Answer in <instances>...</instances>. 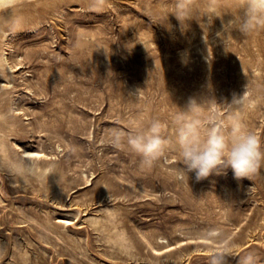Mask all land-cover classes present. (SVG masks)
<instances>
[{
  "label": "rangeland",
  "instance_id": "374dc122",
  "mask_svg": "<svg viewBox=\"0 0 264 264\" xmlns=\"http://www.w3.org/2000/svg\"><path fill=\"white\" fill-rule=\"evenodd\" d=\"M173 4L14 3L24 27L0 42L13 65L0 76V264H207L229 245L264 264V164L250 179L181 180L175 151L146 167L109 142L152 120L171 138L193 98L227 123L223 104L243 95L264 142V31L227 32L228 14L182 29ZM22 148L45 155L31 164Z\"/></svg>",
  "mask_w": 264,
  "mask_h": 264
},
{
  "label": "clouds",
  "instance_id": "9594fccd",
  "mask_svg": "<svg viewBox=\"0 0 264 264\" xmlns=\"http://www.w3.org/2000/svg\"><path fill=\"white\" fill-rule=\"evenodd\" d=\"M13 9V0H0V14L6 18L0 23V32L6 29L9 35H14L23 29L24 21L14 15ZM170 13L182 29L192 20L207 28L215 18L223 20L228 14L230 18L224 24L227 32L238 30L248 36L264 31V0H174ZM170 13L166 14L167 18ZM7 71H10L8 62L0 55V76ZM247 99L243 95L223 104L232 113L227 123H223L215 111L205 115L203 109L207 100L198 103L193 98L174 114L171 138L167 137L165 126L159 120H152L146 126L133 125L126 136L114 131L109 142L117 149L135 153L146 167L154 165L167 151H175L177 163L184 165L177 170L181 180H188L190 172H195L196 179L200 180L227 168L232 169L237 179H250L264 164V142L242 119L241 113L248 107ZM207 235L216 238L220 234L208 232ZM228 256H238V264H258L255 251L241 255L230 245L212 249L207 264H227Z\"/></svg>",
  "mask_w": 264,
  "mask_h": 264
},
{
  "label": "bare ground",
  "instance_id": "6f19581e",
  "mask_svg": "<svg viewBox=\"0 0 264 264\" xmlns=\"http://www.w3.org/2000/svg\"><path fill=\"white\" fill-rule=\"evenodd\" d=\"M23 2V1H27V0H13V3H20V2ZM14 8H15V6H14ZM13 12H14V15L15 14H20L19 13V11L18 10H13ZM2 16H4L3 14H0V18L2 17ZM7 35H8V33H7V30H4V31H2V32H0V42L1 43H3V45L4 44H7ZM0 55H3L4 56V58L7 60V56L5 55V52H3V50L1 49L0 50ZM8 65H9V68L11 69L12 68V66L13 65H11V64H9L8 63ZM13 69V68H12ZM9 82V81H8ZM8 82H6V83H4V85H6L7 86V83ZM9 84V83H8ZM2 115V114H1ZM0 115V116H1ZM3 118V115H2V117L0 118V119H2ZM2 121V120H1ZM9 121H11V119L9 120ZM8 123V122H7ZM5 124V123H4ZM10 125V124H9ZM1 127H3V125L1 126L0 125V128ZM0 130H2V129H0ZM2 138V137H1ZM1 140V139H0ZM3 140V139H2ZM2 142V141H1ZM3 142H5V141H3ZM4 144V143H3ZM2 145V144H1ZM7 145V144H6ZM7 147V146H6ZM6 147L5 148H3V146H2V148H1V146H0V150L2 151V152H4L5 151V149H6ZM7 150H8V148H7ZM5 153V152H4ZM21 153H22V157L23 158H25V159H27L28 161L30 160V163L33 161V160H35V159H37V158H39V157H41L42 155H45V153H43V152H41V151H38V150H29V149H23L22 148V151H21ZM7 154H8V152H7ZM7 154H3L5 157H6V155ZM9 155V154H8ZM47 156V155H46ZM8 159V158H7ZM10 159V158H9ZM32 160V161H31ZM16 161V160H15ZM10 162H11V160H10ZM18 162V161H17ZM49 162V161H48ZM14 163V165H15V163L16 162H13ZM12 163V164H13ZM34 163V162H33ZM17 164V163H16ZM32 164V163H31ZM24 165V164H23ZM23 165H22V167H23ZM35 165H37V163L35 164ZM51 165V164H50ZM18 167L19 166H21V162H20V164H18L17 165ZM29 166V165H28ZM31 166V165H30ZM33 167H34V165H33ZM52 167V166H51ZM17 168V167H16ZM20 168V167H19ZM61 168V167H60ZM52 169V168H51ZM46 170V169H45ZM47 170H49L48 168H47ZM58 170V169H57ZM44 171V170H43ZM52 171V170H51ZM55 172H57V171H55ZM60 172V171H59ZM57 174V173H56ZM60 174H61V172H60ZM58 176H61V175H58ZM67 220H70V218H67Z\"/></svg>",
  "mask_w": 264,
  "mask_h": 264
}]
</instances>
